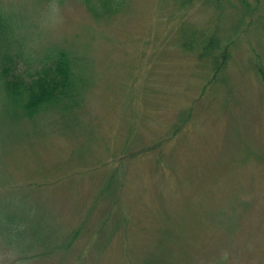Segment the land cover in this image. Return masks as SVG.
Returning a JSON list of instances; mask_svg holds the SVG:
<instances>
[{
    "label": "rangeland",
    "instance_id": "rangeland-1",
    "mask_svg": "<svg viewBox=\"0 0 264 264\" xmlns=\"http://www.w3.org/2000/svg\"><path fill=\"white\" fill-rule=\"evenodd\" d=\"M58 2L0 0L28 70L66 48L86 89L0 93V264H264V0Z\"/></svg>",
    "mask_w": 264,
    "mask_h": 264
},
{
    "label": "trees",
    "instance_id": "trees-1",
    "mask_svg": "<svg viewBox=\"0 0 264 264\" xmlns=\"http://www.w3.org/2000/svg\"><path fill=\"white\" fill-rule=\"evenodd\" d=\"M109 1L100 0L105 10ZM206 1L211 3L213 0ZM214 1L219 2V0ZM12 42L22 43L23 40L18 36V32L15 33L14 25L11 26L8 19L0 13V89L3 91L0 93H8L13 98V102L19 108L20 116L32 117L47 105L67 109L77 102L76 95L86 89L82 84L83 76L81 80L78 75L79 70L77 69L76 72L74 58L66 48L47 50L50 54L48 53L29 71L28 61L23 60L20 53L14 52L18 48L13 47ZM193 42L192 45L182 42L183 51L195 50L201 58L210 57L213 69L211 79L215 80L227 65V46L221 47L220 39L208 32L207 34L203 32L197 39L193 38ZM259 71L264 84V73L260 69ZM68 245L69 243L60 244V248ZM43 252L44 250L35 251L34 256L45 255L46 253Z\"/></svg>",
    "mask_w": 264,
    "mask_h": 264
},
{
    "label": "clouds",
    "instance_id": "clouds-1",
    "mask_svg": "<svg viewBox=\"0 0 264 264\" xmlns=\"http://www.w3.org/2000/svg\"><path fill=\"white\" fill-rule=\"evenodd\" d=\"M49 11H51L53 13H57V14L61 11V4L58 2V0H57V3L55 4V6H50ZM227 257H228V253L225 251L222 254V259H227Z\"/></svg>",
    "mask_w": 264,
    "mask_h": 264
}]
</instances>
